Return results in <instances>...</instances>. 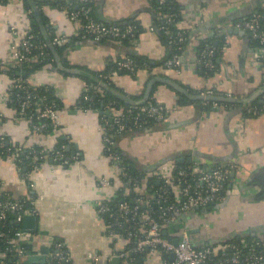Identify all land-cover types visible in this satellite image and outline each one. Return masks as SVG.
Here are the masks:
<instances>
[{
    "label": "crops",
    "instance_id": "crops-1",
    "mask_svg": "<svg viewBox=\"0 0 264 264\" xmlns=\"http://www.w3.org/2000/svg\"><path fill=\"white\" fill-rule=\"evenodd\" d=\"M32 1L36 9L41 2L40 10L47 17L52 34H74L76 24L68 18L64 0ZM62 1L64 6L51 5ZM175 2L179 5L178 26L187 34L180 51L179 71L166 66L170 48L157 27L163 14L153 11L152 0H92L97 20L120 26L135 23L138 35L128 43L109 37L99 42L77 41L63 51L60 60L64 68H77L78 73L50 65L29 77L33 86H52L62 103L58 124L48 133L30 130L25 119L8 103L12 79L0 72V136L23 151L36 146L49 149L64 142L65 153L75 156L68 165L43 161L38 169L22 178L9 155L0 154V188L11 197L35 200L34 225L24 221L22 226L30 235L28 254L22 264H55L53 255L58 242L64 243L70 254L69 260L61 264H111L116 252L127 249L128 240L110 231L101 215L104 213H98L96 206L101 199L108 202L114 198L124 183L116 160L104 151L102 115L97 109L83 110L77 106L87 91L86 80L98 73H110L108 79L114 88L134 100L141 99L148 83L154 81L149 98L170 109L163 122L165 127L128 130L115 139L117 153L146 173L138 187L143 199L151 195L148 180L156 177L159 169L182 164L206 169L228 161L236 164L223 199L184 213L179 220L163 227L164 236L174 240L182 228H187L197 247L221 245L231 238L264 241V111L245 115L241 103H196L201 100L191 99L162 81H172L192 95L211 90L241 98L264 87V55L259 50L264 47L253 44L255 41L246 33L229 32L234 29L232 22L250 12L264 10V0ZM29 25V11L23 0L0 1V69L13 64L10 47L20 36L11 27L22 32ZM202 42L211 43L214 50L212 70L198 63ZM130 55L142 58L150 66L145 65L134 74L113 72L114 63ZM253 100L264 107L260 103L264 91ZM175 157L184 160L177 163ZM102 177L109 180L110 188L101 186ZM89 253L98 254L100 259L92 261L87 257ZM0 258L9 261L7 255ZM163 259L160 250H148L137 263L164 264ZM127 262L120 258L119 264Z\"/></svg>",
    "mask_w": 264,
    "mask_h": 264
},
{
    "label": "built area",
    "instance_id": "built-area-1",
    "mask_svg": "<svg viewBox=\"0 0 264 264\" xmlns=\"http://www.w3.org/2000/svg\"><path fill=\"white\" fill-rule=\"evenodd\" d=\"M157 1L159 4H163L166 0ZM90 3L91 0H78L75 7H65L68 18L76 24V28L73 35H53V38H51L53 45L68 44L74 38L78 40L87 39L94 42H99L106 37L116 41L127 39L131 42L135 40L136 28L134 25L120 26L97 21L91 15ZM166 22L174 23L177 27L175 35H171L173 37L169 42L174 44L177 49L181 48L180 44H183L185 36L184 32L179 30L181 28L178 26L176 14H168ZM232 27L243 30L250 40L264 47V10L250 12L237 21L232 22ZM28 29L18 32L15 27H11V30L20 36L17 41L12 42L10 47L12 62L16 66H19L22 61L29 58L28 54L33 46V34ZM165 31L170 34L169 30L166 29ZM45 45L46 43H41L40 47ZM39 54L42 60L47 61L49 59L48 52L41 50ZM180 59V54L175 53L166 61V66L179 71L181 66ZM198 63L207 70L214 68V50L209 42L203 43L199 52ZM118 69L133 71V61L129 58L117 60L116 68L113 72ZM110 75V73L101 74L104 78H109ZM10 88L22 91L21 94H18L13 99L10 98L11 95L8 92L7 101L8 103L11 101L15 102L18 106V113L25 119L30 130L37 134L44 133L50 125L58 124L60 108L55 102L45 101L43 97L35 98L32 96L19 76L12 80ZM205 94L213 95V92L209 90ZM84 98L90 100L87 96H84ZM33 105H35V110L32 109ZM77 106L87 110L79 104ZM134 106H117L114 102L109 101L103 107L104 113H102L101 118L103 122L102 140L104 151L116 160L120 174L125 178L126 183L137 187L141 183V179L132 177L127 166L123 165L122 158L115 152V138L128 130L141 129L149 122H164L170 113V109L153 103L138 107ZM262 110L264 111V107L247 109L252 115H256ZM22 151L21 147L9 146L5 137L0 136V154L9 155L18 173L22 178H26L27 173L22 172L20 167V165L25 163L21 158ZM64 151L65 145H62L60 149L54 147L33 149L27 165L30 166L31 171L38 169L40 164L48 159L57 164L68 165L75 156L72 155L71 157ZM235 166V162L228 161L206 169L194 164L188 167L170 165L165 169L157 170L155 178L160 181L158 184L160 188L154 191L152 198H133V203L131 204L127 201L120 202L117 210L113 213L114 224L123 229V232L118 234L124 236L130 245L124 252L119 253V257L128 261L130 253L144 254L148 250H160L167 257L163 259L164 264H264V242L259 238L251 240L238 239L226 244H219L218 247H197L193 244L187 228L180 230L176 244L173 239L165 237L162 231L164 226L173 224L184 213L197 208L203 209L211 204L220 202L224 197L227 181ZM99 182L103 187H111L107 178L102 177ZM151 201L158 204L160 211L155 216L152 214L151 208L148 207L144 211L142 219V212L139 210L140 204L144 202L149 206ZM108 202L103 199L96 202L98 213L113 211ZM11 212L15 213L14 222L17 225L11 231L0 229V242L4 245L3 256L11 257L12 264H22L23 259L28 254L27 245L29 244L30 235L28 230L23 228L21 224L25 215L37 214L35 200L26 197H11L0 188V222L5 223L8 219V214ZM138 217L141 220H138ZM8 232L12 235H9ZM216 250H221V253L218 254ZM172 254L174 255L173 259L170 258ZM53 256L55 264H61L70 258L65 244L60 242L55 244ZM87 257L95 262L100 259V256L94 253H89ZM0 264H8V262L4 258H0ZM127 264H134V262L130 261Z\"/></svg>",
    "mask_w": 264,
    "mask_h": 264
},
{
    "label": "trees",
    "instance_id": "trees-1",
    "mask_svg": "<svg viewBox=\"0 0 264 264\" xmlns=\"http://www.w3.org/2000/svg\"><path fill=\"white\" fill-rule=\"evenodd\" d=\"M2 2H7L9 0H0ZM65 1V6H64V2H57V3H52V6H57L59 7L64 6V7H75L77 5L78 0H64ZM23 4L25 6V8L29 11V17H30V25H29V32L33 34V38H32V43L33 46L31 48L30 53L28 54V59L22 61L19 66H16L14 64H7L5 65L3 68L0 69V72H4L9 78H11L12 80L14 78H16L17 76H19L24 84L26 85V88L28 90V92H30V94L32 96L36 97H43L45 99V101H53L57 104L58 108H61V101L60 99L55 95V90L52 86L50 85H38V86H33L30 82H29V77L34 74L35 72H37L38 70L43 69L46 66L51 65V67L55 68L56 67V63L55 60L53 58V55L48 47V44L46 42V39L44 38V36L42 35L39 25L36 21V17L34 16V12L31 9V0H23ZM91 15L94 19H96L93 15V4H92V0H91ZM37 11L38 14L40 15V17L42 18V23L45 27L46 33L49 37V39L51 40V38H53L52 34V30L49 27L48 21H47V17L44 15V13L40 10L41 8V2L38 1L37 4ZM152 9L153 11L160 15V13L163 14L162 19L158 20L157 22V27L160 33V36L162 38V40L168 45V47L170 48V54L168 56V59L175 53L180 54L181 48L183 44L181 45V48L177 49L176 46L174 44H171L169 41L170 39L173 37L171 35H175L176 32V25L174 23H167L166 22V17L168 16V14H176V20L180 19L179 16V5L175 2V0H166L163 4H159L157 0H152ZM97 20V19H96ZM99 21V20H97ZM132 25L135 26L136 28V36L138 35V26L135 23H131ZM169 30L170 34L166 33L165 30ZM182 32H184V36L186 37V30L181 28L179 29ZM104 39V38H103ZM102 39V40H103ZM87 40V39H84ZM77 41H83V40H78L77 38H74V40L68 44H64V45H54L59 56H61L63 54V51L66 50L68 47H70L72 44H74ZM101 41V40H100ZM124 43H128L129 41L127 39H123L121 40ZM41 43H46V45L44 47H40ZM253 44H256V42H252ZM211 44V43H210ZM203 46V42L202 45L200 46V50ZM217 49V48H216ZM44 50L46 52L49 53V59L47 61L42 60L41 56H40V51ZM53 59V60H51ZM129 59H131L133 61V71H129L126 69H118L117 72L120 73H126V74H134L137 70H139L140 68H144L145 65H149L148 62L144 61L142 58L137 57L135 55H130ZM167 59V60H168ZM215 62V60H214ZM2 65V64H1ZM150 66V65H149ZM116 68V62L114 63V65L112 66V69L114 70ZM101 74H107V73H98L97 75L93 76L92 78H89V80L87 81V91L84 92L81 97L79 98L77 104H79L81 107L85 108V109H97L100 114L102 115V111H103V107L109 102L112 101L115 103V105L117 106H130V104L125 103L123 100L117 98L116 96L112 95L111 93L107 92L101 85L100 82L104 81L106 83H108L111 87H115L112 82L108 79V78H104L101 76ZM22 91L18 90V89H9V94L11 95L10 98H14L16 96H18V94H21ZM213 94L219 95L216 92H213ZM152 95V94H151ZM84 96H87L90 98V100H88L87 98H84ZM203 101H196V103H202ZM149 103H153L155 105H159L157 103V101L152 97L149 98L148 101L145 104H149ZM9 104L11 106H14L16 108V110L18 111V106L15 104V102L11 101L9 102ZM227 105H233V104H227ZM134 106V105H131ZM141 105H137L134 107H138ZM261 104H259V102L257 100H253L251 102L248 103V105L244 106L243 109V113L245 115H250V112L247 111L248 108H261ZM32 109L35 110V105L32 106ZM26 117V116H25ZM54 126L56 125H50L49 128L44 131V133H48L50 132V130L52 128H54ZM158 126H162L165 127V125L163 124V122L161 123H156V122H149L148 124H146V126H144L141 129H133V130H145L148 128H155ZM116 139V138H115ZM6 140V139H5ZM7 141V140H6ZM62 145H65L64 142H58L57 145H55L54 148L56 149H60ZM11 146V145H9ZM41 148L40 146H36L33 147L32 149H26L25 151L21 152V158L25 161L24 164L20 165L21 167V171L22 172H26L27 174L31 171L30 166L27 165V161L30 158L31 152L33 149H39ZM66 152V151H64ZM115 152L117 153V149H115ZM107 153V152H106ZM118 155L122 158V163L123 165L127 166L129 174L132 175V177L136 178V179H142L144 178V176L146 175V173L141 169L136 167L133 162H131L129 159H127L124 155H120L118 153ZM190 166L189 164H182V165H177V167H188ZM123 180V185L120 186V188L118 189V191L115 193L114 198H112L111 200H109L108 204H110V206L112 207L113 211L112 212H107L104 214H101L104 216V220L106 222V224L108 225L110 231H114L115 233H120L123 232V229L116 226L114 224V214L115 211L118 208V205L120 204V202L123 201H127L129 204L132 203V199H136L138 197H144L140 195V191L137 187H139V185H141V183L137 186L134 187L133 184H128L126 186V181L125 178L122 177ZM160 187L157 184V179L154 176L149 177L148 180V191H151V195L149 196L150 198H152V193H154L155 190L159 189ZM9 194V193H8ZM149 206H147L146 203L142 202L140 204V208L139 210H141L142 212V216L144 215V211L147 210L148 207L151 208V210L153 211V215H157L159 213V206L158 204H155L153 201L149 202ZM134 205V204H132ZM12 213L8 214V219L6 220L5 223H1L0 222V229L5 230V231H11L12 228H14L17 224L14 222V217L12 218ZM15 215V213H14ZM138 220H141L139 217L137 218ZM143 219V218H142ZM13 220V221H12ZM3 224V225H2ZM2 225V226H1ZM134 225V224H133ZM125 226V225H124ZM123 226V227H124ZM9 235H12L10 232H8ZM246 239L251 240V237H246ZM236 238H231L228 240H225L223 243L226 244L227 242H233L236 241ZM264 242V241H263ZM128 246H130L129 244H127V248ZM219 245H215L213 247H218ZM3 248L4 245L3 243L0 242V256L3 254ZM27 248L29 250V244L27 245ZM220 249V248H218ZM216 252L218 254L221 253V250H216ZM142 255L143 254H129L128 256V261L130 262H134V264L138 262H141L142 260ZM164 258H167L166 255H163ZM9 261L8 264H12V258L8 257ZM131 259V260H130Z\"/></svg>",
    "mask_w": 264,
    "mask_h": 264
},
{
    "label": "water",
    "instance_id": "water-1",
    "mask_svg": "<svg viewBox=\"0 0 264 264\" xmlns=\"http://www.w3.org/2000/svg\"><path fill=\"white\" fill-rule=\"evenodd\" d=\"M31 6L33 8V11H34V14H35V17H36V21L39 25V28H40V31L42 33V35L44 36V38L46 39V42L48 44V47L53 55V58L55 60V63H56V66L61 69V70H66V71H70V72H75V73H78L79 72V69L77 68H74V69H66L64 68L61 60H60V56L55 48V46L51 43V40L49 39L47 33H46V30H45V27L42 23V20L41 18L39 17V14L37 12V9H36V5L35 3L32 1L31 2ZM235 14H232L231 17H234ZM229 32H234V33H237V34H244L245 32L243 30H239V29H229ZM260 52L264 55V48H259ZM162 81H165L166 83H168L169 85L173 86L176 90H178V92H181L183 93L184 95L188 96L189 98L191 99H198V100H201V101H208V102H227V103H241L243 104V106H246L249 102L253 101V99L258 95L260 94L261 92L264 91V87L260 88L259 90H257L255 93L247 96V97H244V98H241V97H235V96H222V95H209V94H198V95H192L190 93H188L187 91L184 90V88L180 87L178 84L172 82V81H169V80H162ZM154 83V81H151L150 83H148L147 85V88H146V91L144 93V96L139 99V100H134L128 96H126L125 94H123L122 92H119L118 90H116L115 88L111 87L108 83L104 82V81H101L100 82V85L109 93H111L112 95L116 96L117 98L123 100L125 103L127 104H130V105H143L144 103H146L149 99V95H150V89H151V86L152 84ZM260 103H264V100H261ZM102 113H104L102 111ZM108 113V112H107ZM183 157H175V161L177 163H182L183 162ZM188 163L191 161V158H188L186 160ZM232 176V174H231ZM160 181H157V184H159ZM128 184L126 183V186ZM132 203H133V200H132ZM199 209V208H197ZM15 217L14 215V212L12 213V218ZM35 215H25L24 218H23V221H22V226H23V222L25 221L26 222H29V225L30 226H33L34 225V221H35ZM178 242V239L175 238L174 239V243L176 244ZM174 258V255L172 254L171 255V259ZM43 261V259H42ZM110 263L111 264H119L120 263V257H119V253L116 252L115 255L111 258L110 260Z\"/></svg>",
    "mask_w": 264,
    "mask_h": 264
}]
</instances>
